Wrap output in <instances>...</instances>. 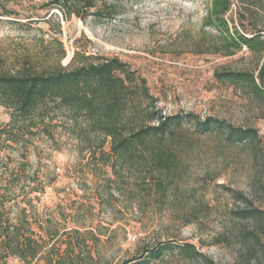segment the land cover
I'll use <instances>...</instances> for the list:
<instances>
[{
    "label": "rangeland",
    "instance_id": "374dc122",
    "mask_svg": "<svg viewBox=\"0 0 264 264\" xmlns=\"http://www.w3.org/2000/svg\"><path fill=\"white\" fill-rule=\"evenodd\" d=\"M49 1L7 0L10 15L0 6V55L10 61L39 54L46 64L60 59L62 65L75 63L76 52L97 59L119 57L146 80L152 97L143 99V106H153L162 115L192 112L201 119L213 116L252 127L259 139L233 143L219 132L195 131L185 121L184 164L163 196L157 194L154 178L140 183L133 171L116 178L100 154L103 135H95L90 148L73 127L71 134L69 121L59 112L53 133L38 134L28 145L27 157L20 151L9 159L4 158L8 153L0 155V162L15 170L29 162L15 186L19 199L30 198L34 205L33 211L28 206V220L34 222L35 212L41 222L51 218L55 224L73 226L70 218L76 214L101 239L96 251L102 264H117L171 240L195 244L217 264H264V215L242 219L235 214L244 207L239 192L264 210V106L241 84L217 75L226 70L257 72L261 56L245 47L232 55L207 50L217 34L204 23L211 0H98L114 5V15L83 20L65 16ZM232 2L227 15L232 25L249 36L256 31L264 35V0ZM10 118V111L0 105V122ZM102 149L110 151L109 138ZM29 176L37 181H26ZM37 183L43 185L42 192L30 191ZM27 205L23 201L13 211ZM193 208L196 217L187 215ZM143 262L197 264L169 249ZM0 264L22 262L9 257Z\"/></svg>",
    "mask_w": 264,
    "mask_h": 264
},
{
    "label": "trees",
    "instance_id": "16d2710c",
    "mask_svg": "<svg viewBox=\"0 0 264 264\" xmlns=\"http://www.w3.org/2000/svg\"><path fill=\"white\" fill-rule=\"evenodd\" d=\"M232 3V0H211L204 23L211 25L217 34L207 44V50L232 55L245 47L259 54L262 62L257 72L226 70L217 75L241 84L264 106V35L256 31L249 36L232 25V19L227 16ZM49 4L59 7L65 16L75 15L82 20L89 16L112 17L115 12L114 5L98 0H51ZM0 6L2 13H13L7 0H0ZM74 62L62 65L59 59L46 64L39 54L30 53L9 61L0 55V105L11 114L9 122H0V155L8 153L4 158L9 159L11 153L20 151L23 157H27L28 145L33 144L41 132L53 133L56 126L53 122L58 113L63 112L71 134L73 127L77 138L90 148L96 140L95 135H103L98 145L100 154L116 178H123L126 171L135 172L140 183L148 177L154 178L157 194L167 196L184 164L181 149L188 136L183 128L185 121L191 123L195 131L219 132L233 143L259 139L257 130L252 127L235 126L213 116L201 119L192 112L184 116L162 115L153 106H143L142 100L152 97L146 80L136 76L135 71L119 57L97 59L76 52ZM108 138L110 151L106 152L102 148ZM1 164V261L14 257L22 264L38 261L42 264H102L96 251L101 239L95 228L86 227L84 222L75 218L76 214L70 218L73 226L55 224L51 218L41 222L35 212L34 222L28 220V206L33 211L34 205L30 198L20 200V192H16L15 186L20 183L19 173H26L29 162L21 163L17 170L8 162ZM26 179L37 181L32 176ZM31 189L42 192L43 185L39 187L37 183ZM239 193L244 207L236 210L237 217L247 219L264 215V210L256 207L243 192ZM23 201L28 205L14 212ZM186 212L194 217L197 215L195 208ZM167 249L179 258L197 264H217L195 244L176 240L146 249L117 264H144V259L159 257Z\"/></svg>",
    "mask_w": 264,
    "mask_h": 264
}]
</instances>
